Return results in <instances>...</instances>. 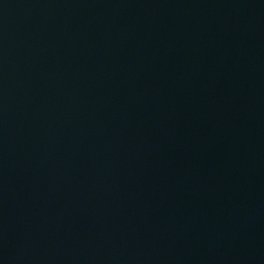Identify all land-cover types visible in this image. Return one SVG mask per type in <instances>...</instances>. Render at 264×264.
<instances>
[{
	"label": "water",
	"instance_id": "1",
	"mask_svg": "<svg viewBox=\"0 0 264 264\" xmlns=\"http://www.w3.org/2000/svg\"><path fill=\"white\" fill-rule=\"evenodd\" d=\"M0 264H264V0H0Z\"/></svg>",
	"mask_w": 264,
	"mask_h": 264
}]
</instances>
